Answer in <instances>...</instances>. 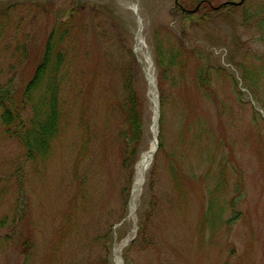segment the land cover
<instances>
[{
  "label": "rangeland",
  "instance_id": "obj_1",
  "mask_svg": "<svg viewBox=\"0 0 264 264\" xmlns=\"http://www.w3.org/2000/svg\"><path fill=\"white\" fill-rule=\"evenodd\" d=\"M175 1L205 3L185 15ZM239 1L0 0V84L28 81L57 31L68 111L46 159L29 163L0 123V264H115L114 250L120 264H264V0L219 7ZM138 19L157 149L125 219L129 97L137 160L152 139Z\"/></svg>",
  "mask_w": 264,
  "mask_h": 264
},
{
  "label": "trees",
  "instance_id": "obj_2",
  "mask_svg": "<svg viewBox=\"0 0 264 264\" xmlns=\"http://www.w3.org/2000/svg\"><path fill=\"white\" fill-rule=\"evenodd\" d=\"M61 41L57 31L55 34L53 32L50 34L46 39L41 60L25 86L14 88L10 82L0 85L1 126L5 135L22 146L26 159L30 162L46 159L54 139L61 131L65 132L63 127L66 124L68 111L65 99H60L64 82V75L60 74V70L64 65L66 53L57 48ZM53 45L55 46L52 47ZM200 77L201 74L198 75L199 82L202 81ZM123 108L125 129L122 128L124 130L119 133V141L123 144L121 168L126 181L124 191L128 197L127 187L132 181V165L138 158L142 141V121L132 97H129L128 103ZM86 125L88 126L89 123ZM84 126L82 122L81 127ZM76 131L78 133V128ZM81 131L82 129L78 134L80 139H82ZM124 217L125 214L122 213L116 221L119 222ZM142 233L144 231L140 228L139 238Z\"/></svg>",
  "mask_w": 264,
  "mask_h": 264
},
{
  "label": "bare ground",
  "instance_id": "obj_3",
  "mask_svg": "<svg viewBox=\"0 0 264 264\" xmlns=\"http://www.w3.org/2000/svg\"><path fill=\"white\" fill-rule=\"evenodd\" d=\"M229 3H235V2H229ZM174 4H175V6L182 9L177 4V1H175ZM132 10L137 11L135 6L132 7ZM181 12L185 15L187 14L186 12H184V10H181ZM188 13H190V12H188ZM256 14H259L260 16L263 17L264 9L263 10L259 9ZM137 22H138V30H137L136 35H135V45L133 47V52L136 56L137 62L142 67V71H143V74H144V77H145V80L147 83L146 95H147L148 101L151 105V112H152V119H151V124L149 127V132L152 135V139H151V142H150L149 146L147 147V149L141 153L139 159L138 160L136 159L132 165V181H131V183L132 182L133 183H132V188H131L130 199L128 202V210H129V214L131 215V217L133 216V213L135 210V201H136L137 197L139 196V193L141 191L142 186L145 183L146 172L148 171V168L150 166L152 158H153L154 154L156 153V149H157V145L155 144L156 125H157L158 117H159V115H158L159 112L157 109V101H156L155 80H154V77L152 75V62H151L150 58L147 55H145L143 52L144 44H143V41H142L141 35H140L141 34V26H140L139 19ZM1 30H2V27L0 28V31ZM1 35L2 34L0 32V40H1ZM30 78L31 77H29L28 79H30ZM28 81H26L23 85H17V86L12 85L11 80H9L8 82H10L14 88L15 87L20 88V87L25 86ZM5 84H2V85H5ZM63 91H64V82H63V85L61 88L60 99H65L62 95ZM65 101H66V99H65ZM24 160L26 161L27 159L24 158ZM29 162L30 161H28V160L26 161V163H29ZM134 169H135V174H134ZM133 177H134V180H133ZM146 245H148V244H146ZM148 246H151V245H148ZM113 255H114L113 260H114L115 264H120L116 250H114ZM107 262L109 264H112L111 260H109Z\"/></svg>",
  "mask_w": 264,
  "mask_h": 264
},
{
  "label": "water",
  "instance_id": "obj_4",
  "mask_svg": "<svg viewBox=\"0 0 264 264\" xmlns=\"http://www.w3.org/2000/svg\"><path fill=\"white\" fill-rule=\"evenodd\" d=\"M194 11H191L190 13H193Z\"/></svg>",
  "mask_w": 264,
  "mask_h": 264
},
{
  "label": "flooded vegetation",
  "instance_id": "obj_5",
  "mask_svg": "<svg viewBox=\"0 0 264 264\" xmlns=\"http://www.w3.org/2000/svg\"><path fill=\"white\" fill-rule=\"evenodd\" d=\"M230 5V4H229ZM226 6H228V5H226Z\"/></svg>",
  "mask_w": 264,
  "mask_h": 264
}]
</instances>
